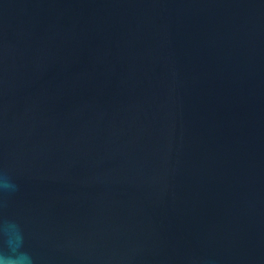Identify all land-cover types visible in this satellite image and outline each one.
<instances>
[{"label":"water","instance_id":"water-1","mask_svg":"<svg viewBox=\"0 0 264 264\" xmlns=\"http://www.w3.org/2000/svg\"><path fill=\"white\" fill-rule=\"evenodd\" d=\"M0 182L35 264H264V0H0Z\"/></svg>","mask_w":264,"mask_h":264},{"label":"clouds","instance_id":"clouds-1","mask_svg":"<svg viewBox=\"0 0 264 264\" xmlns=\"http://www.w3.org/2000/svg\"><path fill=\"white\" fill-rule=\"evenodd\" d=\"M14 187L0 182V191ZM0 264H35L33 255L25 249L24 232L15 221L0 223Z\"/></svg>","mask_w":264,"mask_h":264}]
</instances>
